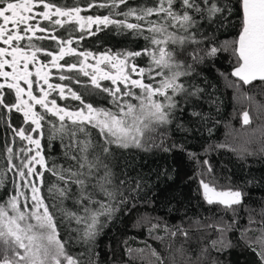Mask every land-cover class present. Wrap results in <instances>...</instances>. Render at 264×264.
Returning a JSON list of instances; mask_svg holds the SVG:
<instances>
[{"label":"snow or ice","instance_id":"snow-or-ice-1","mask_svg":"<svg viewBox=\"0 0 264 264\" xmlns=\"http://www.w3.org/2000/svg\"><path fill=\"white\" fill-rule=\"evenodd\" d=\"M121 5L127 11L120 10ZM93 8L110 11L108 15L81 14ZM116 16L124 19H115ZM153 16L156 19H149ZM130 17L137 22H129ZM202 22L212 25L213 32L231 26L236 36L217 47L215 35L209 38L201 33ZM109 25L142 36L148 44L140 50L116 54L107 51L97 55L80 50L81 41L101 31L100 26ZM44 41L52 43L45 47ZM201 43L209 46L189 48ZM228 48L236 57L233 76L246 85L255 80L264 82V0H235L234 4L231 0H154L153 6L139 8L129 7L128 0H87L85 6H80L79 0L71 5L58 4L55 0H0V122L10 134L3 151L7 153L6 171L19 178L14 181L15 194L0 203V264H79L66 251L54 215L41 195L45 172L57 181L50 183L48 192L61 205L71 199L82 209L83 216L67 209L63 211L78 224L86 225L85 242L94 240L98 226H103L100 217L110 219L121 206L127 205V197L120 191L124 181L117 183L106 162L111 155L110 146L142 147L146 134L171 123L172 110L178 103L176 96H195L200 91L189 92L180 82L181 77L191 75L193 68L180 56L195 63ZM144 56L148 57L144 66L136 63V58ZM90 58L94 62L90 63ZM53 69L59 81L82 84L80 74L89 78L85 87L90 85L106 93L112 107H94L68 85L51 83ZM101 81H110L111 86H103ZM52 93L60 99L70 96L81 106L75 110L62 107L56 98H50ZM13 113L20 114L19 124L13 123ZM249 123L245 111L243 124ZM89 127L98 130L102 141L93 140ZM261 137L264 138V131ZM57 139L66 149L65 157L74 161L73 164L49 163L42 142L50 148ZM203 163L206 173L211 174V164L207 160ZM199 185L204 202L216 206L217 213L222 214L194 224L202 233L211 230L220 234L218 239L210 241V246L220 251L217 245H224V234L237 223V211L244 203L245 194L239 188L218 187L213 180L203 177ZM0 187H3L2 179ZM23 189L30 190V195ZM98 194L107 198L106 201L96 199ZM228 214L231 222L224 220ZM258 215L259 220L249 213L248 225L260 227H246L241 235L245 237L250 231L261 233L249 243L260 245L257 256L264 264V207ZM159 227L151 224L149 234ZM165 231L172 237L179 234L185 241L190 239L189 230L183 227L170 231L165 225ZM146 247L163 264L159 253L150 245ZM135 251L143 258L145 249ZM201 251L206 253L208 247ZM128 253L131 256L133 250L129 248ZM88 264L95 262L90 260Z\"/></svg>","mask_w":264,"mask_h":264},{"label":"trees","instance_id":"trees-1","mask_svg":"<svg viewBox=\"0 0 264 264\" xmlns=\"http://www.w3.org/2000/svg\"><path fill=\"white\" fill-rule=\"evenodd\" d=\"M55 2L71 5L74 0ZM86 2L79 0V5L85 6ZM231 2L234 4L235 0ZM153 4L154 0H128V6L134 8ZM120 10L127 11V7L121 5ZM109 11L108 8H93L81 14L108 15ZM114 18L124 19L123 16ZM129 22L137 21L130 17ZM202 23L201 33H206L209 38L215 35L217 47L236 36V30L231 26L213 32L212 25ZM100 27L101 31L80 42V50L92 51L97 55L107 51L116 54L140 50L148 44L142 36H134L129 30H121L114 25ZM51 43L43 42L45 47ZM206 46L209 45L201 43L198 46L189 45V48ZM199 54L204 56L203 52ZM179 59L193 65L191 75L181 77L180 82L184 83L189 92L196 89L200 91L195 96H176L178 103L172 110L171 123L160 126L154 133L146 134L142 147L110 146L111 155L106 162L110 164L117 183L119 180L124 181L120 191L127 197V205L121 206V210L113 213L110 219L100 217L103 226H98L94 240L85 242L83 231L86 225L83 222L78 224L63 211L67 209L83 216L82 209L71 199L61 205L59 199L48 192L50 183L57 181L45 172L41 195L45 197V203L54 215L66 251L78 259L79 264H88L90 260L95 264H160L156 257L151 256L146 245L159 253L163 264H261L257 256L261 250L260 245L253 243L250 246L249 243L261 233L250 231L245 237L241 233L246 227H260L259 224L248 225V216L251 213L257 220L261 219L258 213L264 207V153H261L264 147V138L261 137L264 131V82L255 80L246 85L232 75L237 63L231 48L195 63L186 56H180ZM147 60L146 56L136 58V63L144 66ZM52 73L51 83L68 85L94 107H112L106 93L94 90L90 85L85 87L89 78L82 74L78 78L84 83L76 84L67 80L59 81L55 69ZM107 83L101 81L103 86H111ZM50 98H56L58 105L69 110L81 106L79 101L70 96L60 99L56 93H52ZM245 111L250 117L248 125L243 124ZM193 112L199 115L194 116ZM12 119L14 124H19L22 118L20 114L13 113ZM50 119L55 120L54 117ZM88 131L94 141H102L97 129L89 127ZM9 135V129L0 122V179L3 180L0 203L15 194L14 181L19 180L13 172L6 171L7 153L3 148ZM42 143H45L44 152L50 164L53 161L64 166L74 163L65 157L66 149L60 140L52 141L50 148L46 142ZM205 160L212 166L211 174L206 173ZM201 177L213 180L218 187L239 188L245 194L244 203L237 211V223L224 234V245H217L220 251L210 246V241L218 239L220 234L211 230L202 233L194 224V221L216 219L222 214L217 213L216 206H209L202 199L199 185ZM23 190L29 195L28 189ZM96 199L106 201L107 198L98 194ZM231 219V214L224 217L226 222H231ZM151 224L160 227L149 234ZM165 225L170 231H175L177 227L189 230L190 239L185 241L179 234L170 236L165 231ZM157 237H163V240ZM206 246L208 251L202 252L201 249ZM129 248L133 250L131 256ZM137 249H145L143 258L135 251Z\"/></svg>","mask_w":264,"mask_h":264},{"label":"rangeland","instance_id":"rangeland-1","mask_svg":"<svg viewBox=\"0 0 264 264\" xmlns=\"http://www.w3.org/2000/svg\"><path fill=\"white\" fill-rule=\"evenodd\" d=\"M82 15H83V14H82ZM93 29H95V26H93ZM41 59L43 60V59H45V57H42V56H41ZM89 62L91 63V62H94V61H92L91 58H90ZM234 70H235V69H234ZM133 78H136V77L134 76ZM107 82L111 85V82H110V81H107ZM108 83H107V84H108ZM109 84H108V85H109ZM38 110H39V109H38ZM28 192H29V195H30V190H28Z\"/></svg>","mask_w":264,"mask_h":264}]
</instances>
